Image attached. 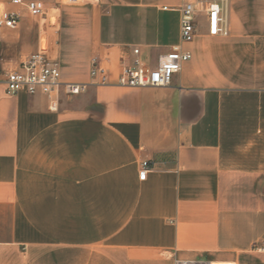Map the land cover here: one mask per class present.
I'll return each mask as SVG.
<instances>
[{
  "label": "crops",
  "instance_id": "crops-1",
  "mask_svg": "<svg viewBox=\"0 0 264 264\" xmlns=\"http://www.w3.org/2000/svg\"><path fill=\"white\" fill-rule=\"evenodd\" d=\"M25 1L57 22L0 31L2 73L45 35L86 90L52 109L0 82V264H264V0H230L229 36L203 25L164 88L118 78L180 43L182 0Z\"/></svg>",
  "mask_w": 264,
  "mask_h": 264
},
{
  "label": "built area",
  "instance_id": "built-area-1",
  "mask_svg": "<svg viewBox=\"0 0 264 264\" xmlns=\"http://www.w3.org/2000/svg\"><path fill=\"white\" fill-rule=\"evenodd\" d=\"M229 4L230 0H182V5L178 8L181 14L180 43L160 55L155 65L144 60L140 49H134L133 60L121 68L118 85L128 88L171 86L184 64L192 59V53L186 46L194 42L203 25H206L210 36H229ZM23 10L34 17H42L46 15L47 6L41 1L0 0V31L15 30L22 20ZM91 75L92 78L98 79L100 85H108L110 82L108 72L100 67L98 58L93 59ZM0 82L4 83L9 96L26 93L30 96L43 95L49 98L53 102L52 109L57 108L62 93L76 96L86 90L85 84L62 80L57 62L50 58L46 49L28 57L19 68L1 73ZM148 172L149 162H143L141 180L146 179Z\"/></svg>",
  "mask_w": 264,
  "mask_h": 264
},
{
  "label": "rangeland",
  "instance_id": "rangeland-1",
  "mask_svg": "<svg viewBox=\"0 0 264 264\" xmlns=\"http://www.w3.org/2000/svg\"><path fill=\"white\" fill-rule=\"evenodd\" d=\"M2 2H8L9 0H1ZM64 1V3H67L69 0H63ZM74 1H76V2H79V3H82V2H93V1H95V0H74ZM46 6H47V11H46V14H47V12H48V4L46 3ZM28 13V12H27ZM29 14V13H28ZM29 16H30V18H31V20L33 21V22H40L41 24H42V26L44 27V28H46V30L48 29V30H50V29H53V27H54V25L56 24V22H57V13L56 12H53L51 15H50V17H49V19H48V22L47 23H45V18H46V15H44V16H42V17H34V16H32V15H30L29 14ZM47 47V37L44 35L43 37H42V48L44 49V48H46ZM1 63H3V60H2V57H0V74L3 72L2 70H1ZM11 71H13V70H11Z\"/></svg>",
  "mask_w": 264,
  "mask_h": 264
}]
</instances>
